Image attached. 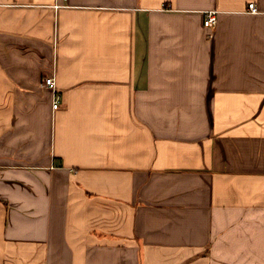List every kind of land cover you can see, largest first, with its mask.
Returning a JSON list of instances; mask_svg holds the SVG:
<instances>
[{"label": "crops", "instance_id": "0c3cea01", "mask_svg": "<svg viewBox=\"0 0 264 264\" xmlns=\"http://www.w3.org/2000/svg\"><path fill=\"white\" fill-rule=\"evenodd\" d=\"M0 264H264V0H0Z\"/></svg>", "mask_w": 264, "mask_h": 264}, {"label": "built area", "instance_id": "2783aa9c", "mask_svg": "<svg viewBox=\"0 0 264 264\" xmlns=\"http://www.w3.org/2000/svg\"><path fill=\"white\" fill-rule=\"evenodd\" d=\"M248 11L252 14H256V10L254 8V4H249L248 5ZM217 23V13L215 11H208L204 14V20H203V26L206 29H212ZM44 85L52 90H54L55 88V79L54 77H50L45 79L44 81ZM60 101V97L54 93L53 95V105L52 108L53 109H57L58 108V104Z\"/></svg>", "mask_w": 264, "mask_h": 264}]
</instances>
